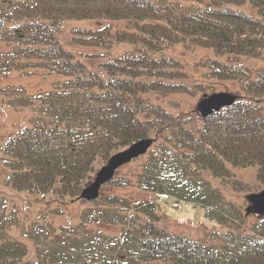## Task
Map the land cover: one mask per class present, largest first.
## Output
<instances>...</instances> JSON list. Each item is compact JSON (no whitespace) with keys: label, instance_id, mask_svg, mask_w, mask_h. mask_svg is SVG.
<instances>
[{"label":"trees","instance_id":"obj_1","mask_svg":"<svg viewBox=\"0 0 264 264\" xmlns=\"http://www.w3.org/2000/svg\"><path fill=\"white\" fill-rule=\"evenodd\" d=\"M244 4L258 14L239 7ZM0 17L8 47L0 50V74L44 68L65 76L32 93L20 84L0 86L8 104L30 110L28 124L1 145L0 185L36 200L49 196L27 220L15 198L0 191V264H264V216L247 229H229L230 239L206 243L160 224L155 201L104 192L60 219L113 154L142 138L154 142L140 168L109 183L136 184L209 211L237 204L207 172L236 190L264 187V66L210 57L208 74L238 81L242 93L207 117L172 111L159 100L208 91L207 83L184 81L186 62L166 52L177 43L263 56L264 0H0ZM85 19L104 23L73 25L68 46L64 27ZM83 46L95 49L77 48ZM249 166L256 167L255 182L235 172ZM15 226L27 240L11 232Z\"/></svg>","mask_w":264,"mask_h":264},{"label":"rangeland","instance_id":"obj_2","mask_svg":"<svg viewBox=\"0 0 264 264\" xmlns=\"http://www.w3.org/2000/svg\"><path fill=\"white\" fill-rule=\"evenodd\" d=\"M179 1L183 4H199L203 5L205 0H171ZM245 10H250L256 12V10L249 4H244L239 6ZM258 14V12H256ZM104 21H92L89 19L72 21L67 26L64 27L62 36L64 40L68 43V46L72 45L70 42V29L73 25H85V26H100ZM127 46V45H125ZM7 45L3 40L0 39V50L7 49ZM81 51H92L95 48L91 47H77ZM167 53L172 54L181 60L186 62L185 70L187 77L184 78L186 83L194 85V83L204 82L207 83L206 89L207 93H212L216 91H231L234 93H242L240 84L238 81L233 79L228 80H218L208 74L209 67L207 60L210 57H216L220 60L227 62H237L238 64L251 69L264 66V55L263 56H248L233 53H220L216 52L212 47L209 46H198L193 50L185 48L182 43L175 44L172 48L166 50ZM85 60L94 63V60L88 56ZM64 74L49 71L44 68H37L35 71L29 73L21 72L17 69L8 70L0 74V86L7 84H20L23 85L28 92H36L38 90H47L54 87V84L64 79ZM204 93L198 92L195 95H191L184 92H172L163 94L159 99L172 111L179 110H197V104L199 100L203 97ZM30 114L28 109H15L10 104L7 103L6 98L2 99L0 94V161L3 154L1 145L8 138L11 132L21 128L23 125L28 124L27 117ZM148 152L145 154L126 162L117 168V175H123L129 172L138 170L141 164L144 162L148 156ZM236 174L247 181L255 182L257 180L256 167H235ZM1 173V168H0ZM214 184L218 187L224 196L237 204L236 207H213L210 211L201 204H194L193 201H187L184 199L173 198L172 196L162 195L159 196L156 193L148 190H144L136 184H129L126 186H118L112 183H104L101 188V192H117L120 194H125L131 196L135 199H148L156 202L157 209L161 214L159 223L165 225L168 229L182 233L192 238H197L203 240L206 243L213 241H222L223 237L230 239V236L226 234L229 229L236 231L238 228L247 229L253 221L256 220V214H245L246 206L249 204L247 194L254 191H244L236 190L230 188L220 181V178L212 176L210 173L205 174ZM0 191L9 194L12 198L18 202L19 206L23 209L20 214L24 216L27 220L28 217H32L34 214L39 212L40 208L46 206L45 201L49 199V196L37 197L21 194L10 190L8 187L0 185ZM224 203H226L224 201ZM88 205L86 199H77L76 202L70 206L67 211V215L61 217V221H66L70 216H74L78 213L84 206ZM230 208L232 212L228 211ZM227 218H222L219 215L223 214ZM208 214V215H207ZM245 215V219H241V215ZM27 215V216H26ZM99 228H102L106 232L119 233L120 227L118 225H112L107 223H97ZM14 235L27 240L24 235L23 230L20 227L15 226L11 230ZM222 233L225 236L219 237L218 233ZM29 243H31L29 241ZM33 251V248H32Z\"/></svg>","mask_w":264,"mask_h":264},{"label":"water","instance_id":"obj_3","mask_svg":"<svg viewBox=\"0 0 264 264\" xmlns=\"http://www.w3.org/2000/svg\"><path fill=\"white\" fill-rule=\"evenodd\" d=\"M4 23L5 19L0 17V26L4 25ZM236 97V94L229 91L206 93L199 100L197 109L203 117H207L217 113L223 106L232 104ZM153 141L154 138H142L113 154L107 163L96 172L94 179L84 187L80 197L87 200L97 198L100 195L101 186L114 177L117 168L144 154ZM247 198L250 204L246 207V214L255 212L259 215H264V189L248 193Z\"/></svg>","mask_w":264,"mask_h":264}]
</instances>
